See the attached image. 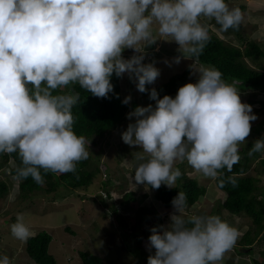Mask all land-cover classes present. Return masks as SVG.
<instances>
[{"label":"clouds","instance_id":"1","mask_svg":"<svg viewBox=\"0 0 264 264\" xmlns=\"http://www.w3.org/2000/svg\"><path fill=\"white\" fill-rule=\"evenodd\" d=\"M201 17L227 31L237 29L245 14L226 0H0V153L19 154L23 166L15 178L30 176L43 184L41 169L75 172L77 162L89 155L86 138L73 130L71 110L79 94L56 90L78 83L92 95L108 98L113 73H127L155 101L154 107L129 112L127 118L135 122L121 133L125 144L148 154L137 153L141 162L131 184L134 179L153 189L161 184L172 188L182 175L176 161L186 160L212 179L223 176L221 169L232 172L240 160L239 143L258 118L251 105L241 102L234 84L225 82L215 67L202 66L197 82L179 87L175 97L158 98L155 88H146L160 75L154 63H142L145 48L157 40L153 25L179 49L198 57L210 39V26ZM261 21L264 17L253 19ZM141 42L143 49L137 47ZM125 49L138 54L124 59ZM175 60L179 63L180 57ZM130 101L129 95L122 103ZM261 150L264 139H257L248 154ZM237 175L244 173L220 179L219 186L235 185ZM171 204L170 222L150 229L149 247L155 251L147 264H217L233 248L239 230L220 215L186 218L182 191ZM11 233L22 241L30 236L22 214ZM0 264H11L10 257L0 254Z\"/></svg>","mask_w":264,"mask_h":264},{"label":"rangeland","instance_id":"2","mask_svg":"<svg viewBox=\"0 0 264 264\" xmlns=\"http://www.w3.org/2000/svg\"><path fill=\"white\" fill-rule=\"evenodd\" d=\"M226 2L229 7H240L245 14L242 21V37L249 41L253 40L264 50V34H262L264 33V21L253 22L255 18L264 17V0H226ZM202 19L204 24L210 26L209 32L217 34L229 43L240 46L234 34L227 37L217 28L214 19L205 17ZM157 28L158 25L154 24L152 32L157 40L145 48L142 61V63H154V66L160 71V75L151 84V89L157 88L168 81L170 77L188 67H191L189 83H196L199 78L198 71L202 66L189 58L187 52L182 48L179 49L178 44L172 41L171 37L159 34ZM143 46L144 42H141L137 47L143 49ZM137 54L133 49H125L121 55L124 59H128ZM176 57H180L179 63L176 62ZM246 64L251 68L264 71V59L257 64L246 60ZM120 83L123 98L130 95L131 104L137 102L138 106L142 107H147L149 104L155 106V101L142 96L136 88V81L134 78L129 79L127 73L122 75ZM239 95L241 102L245 103L250 92L239 91ZM132 110L134 109L131 108L129 112ZM252 111L258 118L250 122L249 136L245 138V141L240 142L239 146L254 144L257 139H264V109L261 104H256L252 107ZM134 122L135 118L131 120L127 118L119 132L114 131L104 138L96 137L93 142L86 143V147L89 144L88 157H90L91 166L98 165L104 171L97 173L93 184L86 190H74L66 193L61 189L52 194L34 195L26 201L16 195V190H12L6 198H1L0 254L8 255L11 264H33L25 252L27 239L19 240L11 233V225L16 222L17 215L22 214L24 222L30 227V236H35L42 231H46L52 236L49 252L55 257L57 264H82L79 257L80 251L94 253L103 260V264H141L138 261L139 244L135 236L136 233L141 232L140 228L135 227L134 213L136 209L139 206L151 207L152 210L161 214L165 225L170 222L169 217L174 209L172 207L168 210H161L159 203L154 198V190L145 184H135V181H132L135 187L131 184L130 179L134 176L136 165L141 162L136 158L137 153H142L146 158L148 155L143 153V150L138 146L125 144L121 138V133L127 129L128 124ZM260 124H262L263 130L260 128ZM174 167L179 168L181 173L187 172L188 176L197 178L202 186L198 191L201 200L192 209V215H211V213L220 215L223 220L239 230V236L246 233L252 223L251 219L247 216L231 215L221 208L220 205L225 201L226 194L217 189L214 179L204 177L195 171L186 160L176 161ZM105 169L108 170L107 173ZM105 174L114 181L113 186L109 189L110 198L103 191V185L106 184L104 181L107 179ZM250 174L254 175V170H251ZM179 179L180 177L172 187L178 185ZM0 180L6 181L10 188H13L8 169H6L5 175L3 170H0ZM14 185L17 184L14 183ZM130 191L135 193L138 202H130L129 210L116 216L114 210L112 212V208L120 209L122 197ZM145 194L148 195L146 198L143 197ZM183 214L185 217L188 216V212L185 210ZM121 216L125 220L123 226L120 224ZM155 221L153 218L146 226L149 228ZM67 227L70 230H67ZM235 245L224 254L223 259L217 264L232 263L231 257L237 253ZM142 247L143 250L149 249V242L144 241ZM262 251H264V237L254 246L253 250L246 253L247 255L237 253L239 264H252V259L259 258L260 256H257Z\"/></svg>","mask_w":264,"mask_h":264},{"label":"trees","instance_id":"3","mask_svg":"<svg viewBox=\"0 0 264 264\" xmlns=\"http://www.w3.org/2000/svg\"><path fill=\"white\" fill-rule=\"evenodd\" d=\"M202 21L201 17V23H203ZM217 28L220 29V25L217 24ZM242 30L243 24L241 23L237 29L229 28L227 31H222L227 37L234 34L241 47L229 43L215 33L209 32L210 39L206 42L199 56L196 57L189 53H187V56L203 67H215L218 69L222 73V79L225 82L234 84L240 92H250L245 103L252 107L256 104H261L264 109V98H262L264 97V71L251 68L246 64V60L256 64L263 60L264 50L253 40L244 39ZM152 47L154 48V46ZM190 74L191 67H188L155 88L158 92V98H162L164 95L175 97L178 88L189 83ZM121 77H117L113 73L110 80L113 84V92L109 93L108 98H98L81 88L78 83H71L64 88L56 90L61 94H79V100L73 105L71 110L74 117L73 130L77 135H83L87 142H93L96 137L104 138L114 131L119 132L122 124L127 119L129 110L138 106L137 102L127 105L122 103L124 98L121 91ZM146 88L151 90V85H146ZM141 94L146 99H149L148 91ZM262 124H260V128L263 130ZM252 146V143L238 146L240 160L233 165L232 172L221 169L223 176L214 179L217 189L226 194L225 201L220 205L221 208L231 215L247 216L252 221L246 233L239 236L235 243L237 248L235 252L240 255H247L246 253L253 250L254 246L261 242L264 237V151L253 152L252 155H249V149ZM22 166L21 158L17 152L0 153V170H3L4 175L6 174V169L9 170V178L13 185L11 189L6 181L0 180V199L6 198L12 190H16V195L23 201L34 195H41V193L52 194L61 189L66 193L74 190H86L93 184L97 173L104 172L98 165L91 166L90 157H88L77 162L75 172L56 173L52 171L45 172L41 169L44 183L38 184L30 176L22 180L15 178L17 168ZM251 170H254V175L250 174ZM105 171L106 173L108 172L107 169ZM240 172H243L244 175L236 176L235 185L226 182L223 187L219 186L220 179ZM105 176H107V179L104 181L106 184L103 185V191L109 197V189L113 186L114 181L107 174ZM14 183L17 185H14ZM148 187L154 190V198L161 209L167 210L173 207L171 201L177 193L179 191L184 192L187 200L185 211L188 212L186 218L192 216V209L201 200L198 191L201 190L202 186L197 178L188 176L187 172L182 173L178 185L172 188L164 184H161L159 189ZM147 196V194L143 195L144 198ZM130 202H138L135 193L131 191L125 193L122 197L121 208H112V212L114 210L116 216L122 215L121 212L129 210L130 206L128 204ZM134 218L135 227L140 228L141 232L143 230V233L139 231L135 234L139 244L138 261L141 264H147V258L149 255L154 254L155 250L150 248L143 250V242L148 241L152 227L165 225V221L158 211L152 210L151 207L147 206H139L134 213ZM153 218L156 221L148 228L146 225ZM120 224L121 226L125 225L123 216L120 218ZM66 229L70 230L69 227ZM51 242L52 236L46 231L27 238L25 252L33 264H57L55 257L49 252ZM237 253L236 256L239 257ZM79 257L82 264H103V260L99 256L89 251H80ZM257 257L259 258L254 257L252 259V264H264V251Z\"/></svg>","mask_w":264,"mask_h":264},{"label":"crops","instance_id":"4","mask_svg":"<svg viewBox=\"0 0 264 264\" xmlns=\"http://www.w3.org/2000/svg\"><path fill=\"white\" fill-rule=\"evenodd\" d=\"M231 260H232V263L231 264H239L238 257L236 255H233L231 257Z\"/></svg>","mask_w":264,"mask_h":264}]
</instances>
